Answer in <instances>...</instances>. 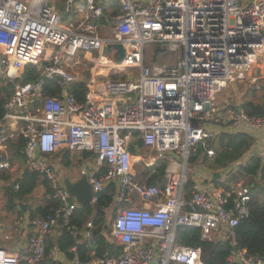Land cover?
<instances>
[{
	"label": "built area",
	"instance_id": "obj_1",
	"mask_svg": "<svg viewBox=\"0 0 264 264\" xmlns=\"http://www.w3.org/2000/svg\"><path fill=\"white\" fill-rule=\"evenodd\" d=\"M56 1L0 0V79L12 84L0 118V150L21 136L27 168L48 182L57 201L47 216L27 220L34 233L24 247H0V264H36L55 227L71 230L78 205L47 159L64 147L96 158L86 173L94 202L96 193L116 187L110 230L121 247L118 256L87 262L71 247L69 264H204L200 247L177 242L181 227L199 228L203 241L229 239V264H264L236 247L234 227L249 213L247 185L225 188L196 178L185 197L189 157L199 141L246 133L259 141L254 157H264V117L216 101L236 80L264 78V0H63L65 12L76 10L66 24ZM116 43L124 49L121 61L103 51ZM158 45L181 56L172 64L147 63L145 50L155 56ZM80 54L91 62V77L100 79L83 102L69 92ZM31 70L38 77L22 82L20 75ZM55 77L60 92L44 95L45 81ZM131 148L144 155L135 159ZM158 160L166 162L162 187L135 178V164ZM249 160L229 164L221 180ZM2 168L8 163L0 162Z\"/></svg>",
	"mask_w": 264,
	"mask_h": 264
},
{
	"label": "trees",
	"instance_id": "obj_2",
	"mask_svg": "<svg viewBox=\"0 0 264 264\" xmlns=\"http://www.w3.org/2000/svg\"><path fill=\"white\" fill-rule=\"evenodd\" d=\"M22 82L33 80L38 77L35 71L24 72ZM57 77L47 79L44 83V95H53L60 92L61 88L56 83ZM11 85L6 83L0 90V118L3 114V104L11 92ZM257 88L253 86L245 93L244 97L250 94L251 99L241 101V109L249 116L264 117V90L258 100ZM69 92L78 101L85 100L87 92L86 82L74 81L70 84ZM254 139L246 133H218L213 137L199 141L191 152L189 162L196 164L200 162L208 171H222L232 162L240 159L253 145ZM24 146V139L16 136L7 143V153L0 154V161H6L8 165L17 160L20 164L24 162L21 150ZM213 150L210 158L208 150ZM131 152H135L131 148ZM70 151L64 152V159L70 157ZM92 155L90 152H83V157ZM93 156V155H92ZM69 163L64 160L63 165ZM166 166L165 160H158L152 165H144L143 171L138 175V180L152 185L163 186V174ZM105 167L100 169V173ZM0 180L4 183L0 185V190L5 198L4 208L6 212L18 210V202L23 201L30 195L38 185H43L45 194L49 196L42 206L29 209L30 218L45 217L50 214L52 207L57 205V201L52 197V191L48 182L43 179L38 172L31 169H24L20 175H15L7 168L0 169ZM243 181L250 188L249 213L241 219L234 227L236 247L246 254L260 258L264 262V157H251L250 160L241 165L237 171L231 174L225 182L219 180L212 181L215 185L228 188V184ZM17 186V187H16ZM192 181L186 183V199L190 196ZM115 186L111 183L101 192L96 193L95 202L78 206L74 209L70 220L71 230L60 226L59 234L55 239L46 238L45 253L42 260L36 264H62L54 258L53 251L61 252L67 259L73 257L71 247L76 248V253L80 261L87 262L94 257L118 256L121 248L110 240L109 215ZM91 223L88 227L87 224ZM87 231L88 236H84ZM179 244L200 247L201 259L204 264H229L226 260L230 249V241L212 240L203 241L200 238V229L195 227H181L176 236Z\"/></svg>",
	"mask_w": 264,
	"mask_h": 264
},
{
	"label": "crops",
	"instance_id": "obj_3",
	"mask_svg": "<svg viewBox=\"0 0 264 264\" xmlns=\"http://www.w3.org/2000/svg\"><path fill=\"white\" fill-rule=\"evenodd\" d=\"M85 64H87L85 74L82 77H79L76 71H77V69H82L83 65L85 66ZM90 66H91V62L88 59H86V57H83L81 55L80 58H79V62L73 68V71H74V73L76 75V81L77 82L78 81H84V82H86V86H87V84H89V86H87V89L90 88L91 90H95L96 89L95 88V84L100 83V79L99 78L98 79H93L91 77V74L89 72ZM4 84H6V83H4ZM225 104H227V102ZM15 137L16 136L7 139V141H6V149L4 151L0 150V154L1 153H7V143H8V141L10 139H13ZM258 144H259V141L255 140L253 145L248 149V151L244 154L243 157L244 158H248V157L251 158V156H254L256 154L257 150H258ZM67 150L68 149L66 147H64L61 150L57 151L56 153H53V154H50L49 156H47L48 161L53 164L58 176L60 177L62 185H63V178L65 176L70 177L71 180H75V179L78 178V177H72L71 174L67 173L68 169L72 170V169H76L77 168V169H80V172L82 173L84 171L85 166H88V167L91 166L95 162V159H96L94 157V155L93 156L90 155V156L84 158L83 157V152H85V151L73 152V151H70V150H68V151H70V153H69L70 157L68 159H64V157H63L64 156V152L67 151ZM134 151L137 152V155H134L133 157L137 156L138 158H140V157H142L144 155V154H142L143 153L142 148H140V150L139 149L138 150L134 149ZM243 157H241V158H243ZM135 159H136V157H135ZM64 160L69 163L67 166L63 165ZM0 162H6V161H0ZM196 166H197V168H196L195 171L197 173H200L201 175H203L204 179L208 178V177L212 178L211 177L212 173L215 172V171L210 172L204 166H198V165H196ZM10 167H12L11 170H10ZM78 167H80V168H78ZM7 169H9V171L11 173L15 174V175H20L24 169H28V168H27V165H26L25 159H24V162L21 163V164L17 160H14L13 163L10 164V166L8 165ZM133 170L136 172L135 168ZM140 173H141V171H140ZM140 173H138V174L135 173L136 178H138V175ZM218 180L221 181V182H225L226 181V180H221V178H219ZM240 182H243V181H238L236 183H240ZM2 183L3 182L0 180V185ZM231 183L232 184H236V183H233V182H231ZM41 187L42 188L39 189V190H37V188H35V190L30 195H28L26 198H24L23 201H19V202H22V203H24L26 205L27 208H26L25 212L20 211L19 206H18L17 207L18 210H15L14 212H8V214H11V215L15 216V219L12 222H10V220H8L7 223H3V222L0 223V227L3 228L8 233V236L6 237L5 242L4 241L0 242V247L1 248H4V249H6L8 251L16 252L20 248L24 247L25 243L28 240V237L34 232L33 227L29 223H27V220L31 219L29 214H28L29 209L35 208V207H37L39 205L42 206L46 202V200L49 198V196L47 194H45L44 186L41 185ZM73 201H75V200L73 199ZM4 203H5V201H4ZM3 210L5 211L4 205H3ZM113 215H114V212H113ZM2 218H0L1 221H6V220H4L5 217L2 216ZM87 226H88V224H87ZM59 229H60V226L55 227L53 229V231L51 232V234L48 235V238L55 239V237L59 234ZM84 236H88L87 231L84 232ZM53 256H54L55 259L60 261L62 264H69V260L70 259H67L61 252H59L57 250H54L53 251Z\"/></svg>",
	"mask_w": 264,
	"mask_h": 264
},
{
	"label": "rangeland",
	"instance_id": "obj_4",
	"mask_svg": "<svg viewBox=\"0 0 264 264\" xmlns=\"http://www.w3.org/2000/svg\"><path fill=\"white\" fill-rule=\"evenodd\" d=\"M55 8H56L57 13L61 17V23L62 24H66L68 21H73L76 19V10L74 12H71V13L65 12V10L63 8V0H57ZM107 54L112 59H115L117 56L116 51L114 49H111V51H109ZM80 56H81V54H80ZM180 56H181V52H170L164 46L163 50L158 51L155 56H153L151 49H149V48L146 49L144 58H145V61L147 63H153V62L155 63L156 62V63H161V64L162 63L172 64ZM151 60H154V61H151ZM86 67H87V64H85V66L83 65L82 69H77L76 72H77L79 77H82L85 74ZM124 74L132 76L133 71L126 70L124 72ZM256 75H258V72H256ZM18 81H20V80H18ZM4 83H7V81L0 79V89ZM9 84L12 85L11 83H9ZM253 86H255L258 90L256 97H254V100L257 101L259 96L261 95L262 90H264V78H261V77L257 78L256 82H254V83L251 82L249 79L236 80V81L232 82L225 89H223L221 92L216 93V101L218 103H220V105H225L226 102H228L229 104H234V103L236 104V103H241L242 100L251 99L250 94H248L246 97H244L245 96L244 94L248 93L249 89H251ZM133 154L137 155V152H133ZM80 167H78V168H80ZM134 168L136 170V172L135 171L134 172L138 174V173H140V171L142 172L145 167L143 166V164L140 163V164H135ZM196 168H197V166L195 164L190 163V170L193 172L192 174H197V176L199 178L204 179L203 176H201L200 174H198L195 171ZM67 173L71 174L72 177H79L81 174L80 169H77V168L72 169V170L68 169ZM190 175L191 174L189 173L187 182L191 180ZM242 183H244V182H242ZM3 184L4 183H2L1 186ZM160 187H162V186H160ZM36 188H37V190H39L42 187H41V185H38ZM4 201H5V198L2 195L1 190H0V218H2V216H3V217H5L4 220H6V221L0 220V223H2V222L7 223L8 220H10V222H12L15 219V216L8 214V212L3 210ZM110 213H111V215H109L110 216L109 217V222H110L109 225L111 226V222L113 219V212L111 211V209H110ZM7 236H8V233L3 228L0 227V242H3V241L5 242Z\"/></svg>",
	"mask_w": 264,
	"mask_h": 264
},
{
	"label": "water",
	"instance_id": "obj_5",
	"mask_svg": "<svg viewBox=\"0 0 264 264\" xmlns=\"http://www.w3.org/2000/svg\"><path fill=\"white\" fill-rule=\"evenodd\" d=\"M110 47L116 50L117 61H121L124 56V49L122 45L118 43L108 45L107 47L104 48V52L106 53ZM159 50H161V47L158 45L156 46V51ZM20 77L22 80H24V74H21ZM227 104L230 105L228 102ZM231 106L237 112H240V103H236ZM171 155L174 156V158L178 159V155L176 153L173 152L171 153ZM34 156L35 157L39 156V149L37 147L34 150ZM87 170H88V166H85L84 171L75 180H71L70 177L68 176H65L63 178V185L66 192L71 198L75 199V201L79 206L94 203L93 201L94 192L92 191L91 184L87 180V176H86ZM221 175H222L221 171H215L212 173V179L216 181L221 177ZM18 206L20 211L22 212L26 211L27 207L24 203L18 202Z\"/></svg>",
	"mask_w": 264,
	"mask_h": 264
},
{
	"label": "bare ground",
	"instance_id": "obj_6",
	"mask_svg": "<svg viewBox=\"0 0 264 264\" xmlns=\"http://www.w3.org/2000/svg\"><path fill=\"white\" fill-rule=\"evenodd\" d=\"M112 45V44H111ZM108 46V45H107ZM106 46V47H107ZM109 49H113L112 47H110ZM115 50V49H114ZM116 51V50H115ZM108 52V51H107ZM117 60V59H116ZM177 61V60H176ZM175 61V62H176ZM12 91V90H11ZM11 93V92H10ZM226 105H228V104H226ZM231 105H233V104H230V105H228V106H231ZM223 106V105H222ZM23 149V148H22ZM133 150H134V148H132ZM86 152H89V151H86ZM91 153V152H90ZM171 153H173V152H171ZM170 153V154H171ZM175 153V152H174ZM92 154V153H91ZM93 155V154H92ZM178 155V154H177ZM207 155H208V153H207ZM174 157V156H173ZM178 158H179V155H178ZM176 159V158H175ZM195 165H200V166H202V164L200 163V162H198V163H196ZM29 169V168H28ZM189 169H190V162H189ZM195 169V168H194ZM88 170H89V167H88ZM32 171H34V170H32ZM191 171V170H190ZM191 175H190V179H191V181H192V185H193V182L195 181V179L196 178H198L199 179V177L197 176V174H192L193 172L191 171V172H189ZM189 173L187 174V179H188V175H189ZM198 174H200V173H198ZM201 175V174H200ZM201 176H203V175H201ZM204 177V176H203ZM212 177V176H211ZM135 178H136V176H135ZM137 179V178H136ZM212 179V178H211ZM88 180V179H87ZM213 180V179H212ZM225 180H227V179H225ZM214 181V180H213ZM89 182V181H88ZM90 183V182H89ZM187 183V182H186ZM242 184H244V185H246L245 183H242ZM248 186V185H247ZM249 187V186H248ZM115 190H116V187H115ZM93 191V190H92ZM191 194V193H190ZM190 197V196H189ZM71 198V197H70ZM71 200L73 201V198H71ZM75 200V199H74ZM76 202V201H75ZM112 203H113V201H112ZM74 212V211H73ZM114 212V211H113ZM36 217H38V216H36ZM33 218H35V217H33ZM33 218H31V219H33ZM114 218H115V213H114V215H113V219L112 220H114ZM30 219V220H31ZM29 220V219H28ZM112 223V222H111ZM34 229V228H33ZM110 229H111V226H110ZM34 233V232H33ZM32 233V234H33ZM31 234V235H32ZM109 234H110V237L112 236L111 235V230H109ZM29 238V237H28ZM110 240L112 241V242H114V244L116 245V246H119L120 247V245H118L117 243H116V241L111 237L110 238ZM121 248V247H120ZM4 249V248H3ZM6 250V249H5ZM8 251V250H7Z\"/></svg>",
	"mask_w": 264,
	"mask_h": 264
}]
</instances>
